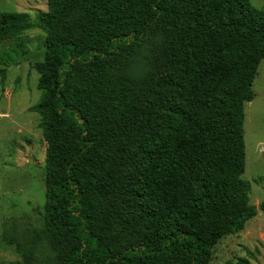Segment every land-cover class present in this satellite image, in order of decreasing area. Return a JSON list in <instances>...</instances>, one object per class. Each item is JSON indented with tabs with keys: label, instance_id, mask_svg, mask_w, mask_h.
Masks as SVG:
<instances>
[{
	"label": "trees",
	"instance_id": "16d2710c",
	"mask_svg": "<svg viewBox=\"0 0 264 264\" xmlns=\"http://www.w3.org/2000/svg\"><path fill=\"white\" fill-rule=\"evenodd\" d=\"M32 28L45 34L30 108L46 144L43 264H209L264 212L242 178L263 10L47 0L36 23L0 12V43Z\"/></svg>",
	"mask_w": 264,
	"mask_h": 264
},
{
	"label": "rangeland",
	"instance_id": "374dc122",
	"mask_svg": "<svg viewBox=\"0 0 264 264\" xmlns=\"http://www.w3.org/2000/svg\"><path fill=\"white\" fill-rule=\"evenodd\" d=\"M264 11V0H250ZM0 12H25L33 23L47 0H0ZM45 34L32 28L0 43V264H43L49 249L35 237L42 222L46 144L39 116L30 110L41 98L36 63L43 60ZM254 99L244 107L245 170L249 199H264V61L252 83ZM264 264V212L240 233L223 238L209 264Z\"/></svg>",
	"mask_w": 264,
	"mask_h": 264
}]
</instances>
